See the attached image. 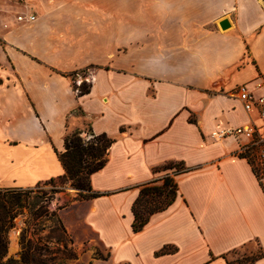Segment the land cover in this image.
<instances>
[{
	"label": "crops",
	"instance_id": "1",
	"mask_svg": "<svg viewBox=\"0 0 264 264\" xmlns=\"http://www.w3.org/2000/svg\"><path fill=\"white\" fill-rule=\"evenodd\" d=\"M10 2L0 0V9ZM37 6L48 9L33 22L0 15V187H34L64 174L57 151L80 107L73 129L85 134L87 122L114 140L90 176L100 195L59 213L69 231L79 220L112 264H228L247 257L228 258L249 246L261 254L254 264H264L261 184L238 153L242 140L211 136L260 122L236 90L247 84L264 93L255 86L264 72V0H150L138 7L128 59L120 52L124 18L99 28L62 0ZM92 65L102 67L79 95L68 74ZM172 161L187 168L175 176L174 201L134 232L141 184L173 174L157 171Z\"/></svg>",
	"mask_w": 264,
	"mask_h": 264
},
{
	"label": "trees",
	"instance_id": "2",
	"mask_svg": "<svg viewBox=\"0 0 264 264\" xmlns=\"http://www.w3.org/2000/svg\"><path fill=\"white\" fill-rule=\"evenodd\" d=\"M76 71L72 72V74ZM69 75V74H68ZM91 84H83L79 88V95L90 91ZM79 110H82L78 107ZM81 129L68 131L65 136L62 152L57 151L58 157L65 169L64 174L50 178L38 183L34 187H0V264H59L60 261L77 259V254L72 248L60 246L61 241L67 235L66 228L60 217L61 206L50 208V200L38 194L31 195L36 188L45 184H56L58 181L90 176L101 169L107 160L108 149L113 142L106 133L94 134L89 129V137L82 136ZM86 158L92 161L83 165ZM159 170H172L173 174L166 173L160 179L141 184L139 196L133 203L134 221L133 231L141 230L148 222L150 216L167 208L177 195L178 185L175 176L186 171L187 168L181 162H168ZM91 193L88 198H95L100 195L90 187ZM24 209L28 210L29 217L24 220L26 224L22 228L19 244L20 250L17 255H8L9 232L16 225V218ZM45 218L43 219V217ZM35 221V223H32ZM45 222H49L45 223ZM34 226H32V225ZM42 228L50 227L51 232L58 233L59 237L54 241V236L47 235L45 238L36 237ZM261 254L250 257V263ZM244 258L230 260L228 264H242ZM247 259V257H245ZM83 264V263H78Z\"/></svg>",
	"mask_w": 264,
	"mask_h": 264
},
{
	"label": "rangeland",
	"instance_id": "3",
	"mask_svg": "<svg viewBox=\"0 0 264 264\" xmlns=\"http://www.w3.org/2000/svg\"><path fill=\"white\" fill-rule=\"evenodd\" d=\"M39 0H12L10 2L9 9H0V15H8L12 17H17L19 14H31L38 15L45 7H38ZM63 6H71L74 10L82 16H91L94 20V27L104 28L107 25L109 20L115 17L124 18L126 23V41L123 46L120 47V52L125 53L127 59L132 54L134 44L137 43V10L138 7L143 5H149L150 0H62ZM25 4H28L29 7H24ZM47 11V10H46ZM213 29V24L207 25L205 30ZM197 30V29H195ZM131 52V54H129ZM101 65H92L89 68H83L77 70L76 73H69V77L72 80L74 89L79 93V88L85 83L87 85L91 84L92 80L90 78V72L95 70ZM82 78V79H81ZM83 111L79 110L77 107L67 123L68 131L74 130L71 125V119L73 117L81 118ZM79 129V128H76ZM85 134L82 133V136L85 138L89 137V124L84 123L83 126ZM92 159L86 158L83 165L90 163ZM91 183L90 180L86 177L81 178H71L62 181H58L56 184H45L35 189L31 195L38 194L42 197L48 198L50 200V208H55L61 206L59 213L62 209L71 211L74 209L75 205L81 203L84 200H90L88 196L91 193L90 190ZM29 217L28 210L24 209L22 213L16 218V225L13 227L8 235L9 238V247L8 255H17L20 250L19 237L23 227L26 226L24 220ZM45 216L43 217V219ZM77 228L76 233L73 234L65 226L67 235L62 238L63 240L60 243L61 247H64L67 244L68 248H72L77 254V259H69L65 261H60L59 264H112L110 261V251L105 249L101 244L96 240L95 237L89 234L83 224L78 220L76 221ZM35 223V221H32ZM48 223L49 222H45ZM32 225V224H31ZM34 226V225H32ZM38 231L36 237L45 238L47 235L54 236V241L59 237L58 233L51 232L50 227L42 228ZM246 253L247 259L245 257H238ZM259 254L258 248L253 246L247 247V250H239L238 254H230L228 258L233 259H243L242 264L250 263V255Z\"/></svg>",
	"mask_w": 264,
	"mask_h": 264
},
{
	"label": "built area",
	"instance_id": "4",
	"mask_svg": "<svg viewBox=\"0 0 264 264\" xmlns=\"http://www.w3.org/2000/svg\"><path fill=\"white\" fill-rule=\"evenodd\" d=\"M16 18L19 22H33L36 15L23 13ZM255 86L264 89V72L260 74ZM236 93L247 112L257 111L260 122L219 128L212 131L211 136L216 140L228 137L242 140L238 153L250 160L264 192V93H255L247 84L238 86Z\"/></svg>",
	"mask_w": 264,
	"mask_h": 264
},
{
	"label": "water",
	"instance_id": "5",
	"mask_svg": "<svg viewBox=\"0 0 264 264\" xmlns=\"http://www.w3.org/2000/svg\"><path fill=\"white\" fill-rule=\"evenodd\" d=\"M225 22H222L221 25L223 26Z\"/></svg>",
	"mask_w": 264,
	"mask_h": 264
}]
</instances>
